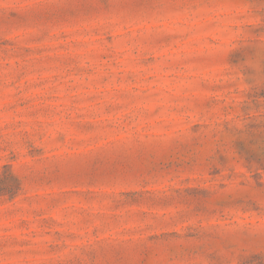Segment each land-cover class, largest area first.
I'll return each instance as SVG.
<instances>
[{
	"label": "rangeland",
	"instance_id": "rangeland-1",
	"mask_svg": "<svg viewBox=\"0 0 264 264\" xmlns=\"http://www.w3.org/2000/svg\"><path fill=\"white\" fill-rule=\"evenodd\" d=\"M0 264H264V0H0Z\"/></svg>",
	"mask_w": 264,
	"mask_h": 264
}]
</instances>
